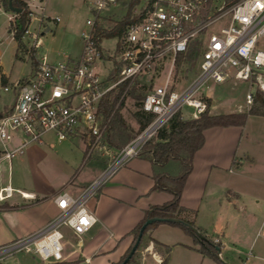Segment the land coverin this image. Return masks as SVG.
Returning a JSON list of instances; mask_svg holds the SVG:
<instances>
[{
	"label": "built area",
	"instance_id": "1",
	"mask_svg": "<svg viewBox=\"0 0 264 264\" xmlns=\"http://www.w3.org/2000/svg\"><path fill=\"white\" fill-rule=\"evenodd\" d=\"M44 1H25L28 23L22 40L29 38L32 44L29 74L9 84L3 83L7 77L0 72V89L12 94L10 106L0 116V163L6 161L9 166L27 147L44 145L47 136L56 142L79 138L87 155L103 151L108 159L105 168L78 195L61 191L54 196L58 214L46 226L0 247V260L32 248L41 263L51 264L64 261L60 228L66 226L75 236L86 234L96 222L87 202L121 167L138 157L145 143L174 116L182 117L183 108L192 110L186 119H197L205 112V100L212 99L209 91H204L209 83L246 85L245 109L252 106L256 91L264 96V0H145L138 13L131 15L132 21L123 27L121 36L110 39L113 45L109 48L103 47L95 20L115 0H100L89 8L93 18L86 20L88 30L80 34L79 56L58 63H50L36 52L40 31L49 21L59 22L57 17L44 15ZM17 15H7V32L12 40L21 29ZM32 22H36L34 32L30 31ZM194 45L197 55L190 68L184 55ZM178 59L188 67L182 70V78L177 76ZM111 74L115 80L109 81ZM188 76L192 77L190 81ZM121 85L124 88L118 101L104 117L103 100ZM140 85L149 88L140 109L153 118L121 150L111 152L103 143L111 117L129 98L130 89ZM48 146L52 148V143ZM14 194L33 198L10 185L0 187V210ZM144 253L161 264L151 246Z\"/></svg>",
	"mask_w": 264,
	"mask_h": 264
},
{
	"label": "crops",
	"instance_id": "2",
	"mask_svg": "<svg viewBox=\"0 0 264 264\" xmlns=\"http://www.w3.org/2000/svg\"><path fill=\"white\" fill-rule=\"evenodd\" d=\"M20 1L25 3L27 0ZM59 7L61 8V6ZM0 8L2 9V5H0ZM51 10V0H45L43 4L44 15L49 19L57 17L60 22V17L50 15L52 14ZM51 22L57 28L59 22L49 21L48 24ZM48 24L40 31V35L51 32ZM61 27H64V25ZM10 40L14 42V40ZM39 43V48H41V39ZM81 46L78 50L72 51L64 58L65 61L76 59L80 54ZM4 81L9 82V78L7 77ZM219 106V103H215L211 108L218 109ZM243 109L247 110L244 106L238 105V109L235 111L219 112L218 114L240 113L244 111ZM259 117L248 116L244 125L240 127H212L204 130L203 146L193 156L192 169L187 176L181 193L180 205L195 212V216L189 217V220H192L195 227L200 229L208 238L217 240L221 245V250H225L231 244V256L237 249L235 243L229 242L228 237L225 235L226 226L229 224L228 214L231 213L233 219L239 220L243 227L245 226V222L252 221L251 217L254 214L250 210H246L248 207L244 203L247 198L254 199L256 206L262 203V211H264V179L255 175L244 174L241 161L236 157L240 143L244 140V150H242L241 155L244 160H250L247 143L250 140L251 142L255 141L252 136L258 133V130L252 126L247 128V125L251 118L257 119ZM260 118L263 117L261 116ZM260 130L264 134V127H261ZM50 143L51 141L46 140L47 145ZM81 143L83 144V142ZM258 143H261V141H258ZM41 146L37 145L33 147ZM34 151L33 148L27 150L26 156L22 154L17 163L21 165L30 163L33 159ZM92 165L93 167H90L87 176L83 180L78 183L71 182L67 189L64 188L67 181L60 188L48 193L42 191L44 189L40 181L36 183L38 189L36 191H23L14 188L10 183L7 184L13 189L28 194L33 198L22 199L18 194H14L19 198L20 202H6L3 209L8 210V212H13L19 207L24 208L27 206L30 209H35L31 216H29V219L26 220L25 226H20L19 229L14 230L10 238L27 236L40 230L53 220L58 214L53 201L54 196L61 191H66L73 196L78 195L84 186L102 171V168L96 167L94 164ZM152 185L150 163L140 157L129 160L108 180L95 198L89 204L87 203V208L93 213L96 222L86 234L76 236L78 237V244L72 258L66 255V249L63 246L64 261L78 259L81 264L117 263L131 246L132 237L128 233L142 219L143 212L150 206L162 205L171 199V195L166 192L151 191ZM39 204H47L46 209L37 210L36 207L40 206ZM256 211L259 210L256 209ZM249 213L252 216L248 215ZM254 225H257V223H254ZM262 225H264V217L261 223H259V229ZM162 227L167 228L164 229ZM163 232L182 233V235H185L184 237H188L181 229L169 224L162 223L154 227L148 234L149 243L147 246L152 247L161 262L163 261L161 258L162 254H165L164 247H168L162 241L161 233ZM152 234L156 236L153 237ZM155 242L157 245H155ZM175 246H183L190 253L188 254V262L184 260L182 264H219L197 252V247L195 245L192 246L189 241L186 243L184 241H177ZM221 250L218 258L223 263L224 259L221 255ZM168 254L169 251L165 256L167 255L168 257ZM250 255L251 252L248 256ZM257 258L262 259L260 256H257ZM143 261L149 264L146 262L145 257ZM150 261L152 264H155L152 260Z\"/></svg>",
	"mask_w": 264,
	"mask_h": 264
},
{
	"label": "rangeland",
	"instance_id": "3",
	"mask_svg": "<svg viewBox=\"0 0 264 264\" xmlns=\"http://www.w3.org/2000/svg\"><path fill=\"white\" fill-rule=\"evenodd\" d=\"M98 1L100 0H51L52 14L50 15L60 17V22L58 23L57 28L53 22L48 24L51 32H46L40 35L41 48L37 49L36 52L39 55L44 54L50 63L65 61L64 58H66L72 51L80 48L82 43L80 34L81 32L88 30V27L85 24L86 20H92L93 18V13L89 8ZM144 2L145 0H137L136 3L132 4L130 7V4L132 3L131 0H115L114 5L108 6L100 13V17L110 18L113 21H120L128 12H130L131 15L138 13L144 5ZM0 5L2 4L0 3ZM59 6H61V8ZM5 11L6 10L2 5V9L0 8V72L9 78V84H11L25 78L29 74L32 67V44L29 38H25L22 40L23 47L20 50H17L16 43L10 40V36L7 32V15H11L12 13ZM62 25H64V27H61ZM35 28L36 22H32L30 24V31L34 32ZM102 45L104 48H109L110 45H113V40L103 39ZM261 47L264 49V40H262ZM178 64L181 72L177 71V76L181 78L183 75L182 70L185 69L187 65L190 68L193 66V64L188 63L187 65H182L181 63ZM105 66L107 67L106 69L109 68V64H106ZM188 71H190V69H188ZM191 78L192 77L188 76V81H190ZM146 81L147 80L145 79L144 82ZM181 81L182 80L180 79L179 82L181 83ZM148 89L149 88L146 87L144 91H147ZM246 90L247 86L244 84L233 86L231 84L218 85L209 83L204 91H209L214 102L213 104L219 103L220 106L218 109L210 108L208 114L215 115L219 112L237 110L238 105H244V94ZM11 100L12 94L3 93L0 89V112H4L5 109L10 106ZM118 111L130 131L129 133L135 135L138 129L133 118V114L136 111L135 100L129 96V98L122 102V106ZM191 111V109L183 108L182 112L184 117L182 116V118L184 120H189L186 119L185 116L190 114ZM260 117L257 119L251 118L247 125V128L252 126L258 130V133L252 136L255 141L251 142L250 140V142L248 141L247 143L250 160H244L241 155L242 150H244V140L240 143L236 157L241 161L244 174L255 175L256 177L264 179V134H262L263 132L260 130L261 127H264V116H262L263 118ZM51 138L52 137L47 136L45 139L51 141L52 148L48 147L45 142L44 145L46 146L33 147L37 145H31L25 149L23 153L25 156L27 150L30 148L35 150L32 161L27 165L17 163L22 155L14 157L10 161L9 166L6 161L1 162L0 187L10 183L14 188L23 191H36L38 190L36 183L37 181H40L44 189L42 191L48 193L49 191L60 188L63 183L67 181V184L64 187L67 189L71 182L78 183L83 180L87 176L90 167H93L92 164L101 168L102 162L108 160L107 155H105L103 151L95 150L91 152L90 155H87V152L83 149L84 145L79 138L61 142H56ZM258 141H261L262 144L258 143ZM91 201L92 199L87 203L89 204ZM6 202L12 203L20 201L16 195H13V198ZM254 202V199L248 198L244 201L248 207L246 210H250V212H253L254 214L253 216L250 213L248 214L252 216V221L245 222L244 227L239 220L233 219L231 213L228 214L229 224L226 226L227 229L225 235L228 237L229 242L235 243L237 250L235 253H232V256L230 252L231 244H229V247L225 250H221L224 264H264V225L259 229V223L263 220L264 211H262V203L256 206ZM239 203H241V201H239ZM46 205L47 204H42L36 207V209H46ZM236 205H238V203H236ZM28 207L29 206L24 208L19 207L13 212H8V210L3 208L0 210V247H5L13 241L24 237L21 236L11 239L10 235L14 230L19 229L20 226H25L26 220H28L29 216L35 211V209H30ZM256 209L259 211H256ZM254 223H257V225H254ZM162 228L165 229L167 227ZM60 233L63 236L61 243L66 249V255L72 258L73 252L77 248L78 237H76L66 226L60 228ZM161 234L162 241H164V244H167L169 248L168 257L167 255L165 256V254H162L161 257L163 260L165 259V264H182L184 260H187L188 262V254H190L188 249L183 246H175V243H177V241H184L185 243L189 241L193 246L192 238L188 235V237H184L185 235H182V233L163 232ZM152 236L154 237L156 235L152 234ZM148 243V237H146L144 239V244L135 252L134 263L132 264H142L144 262L143 257L146 258L147 263L152 264L150 261V255L144 253V249L147 247ZM250 252L251 255L248 256ZM257 256L262 257V259L257 258ZM0 264L43 263L39 261L33 249L30 248L28 251L4 255L0 260Z\"/></svg>",
	"mask_w": 264,
	"mask_h": 264
},
{
	"label": "trees",
	"instance_id": "4",
	"mask_svg": "<svg viewBox=\"0 0 264 264\" xmlns=\"http://www.w3.org/2000/svg\"><path fill=\"white\" fill-rule=\"evenodd\" d=\"M8 1L9 0H0V3L4 6L6 11H8ZM10 1L13 7L23 9L22 12L17 15L21 29L17 30L13 35V40L17 45V50H20L23 47L22 36L24 27L28 23L26 13L24 11L26 5L20 0ZM136 1L137 0H131L132 3L130 4V7L132 4L136 3ZM130 21H132L130 12H128L127 15L120 21H113L110 18L98 17L95 20V31L102 39L119 38L123 27ZM196 55L197 50L194 45L188 50L186 55H184V60L189 64H193V60ZM179 61L180 59H178V63H180ZM112 80H115L114 74H111L109 77V81ZM3 83H6V81H3ZM123 88L124 86L121 85L114 94L109 96V99L107 98L103 100L101 104V114L104 117H107L113 110V107L118 101ZM145 89V85L133 86L128 92L130 98L135 100L136 106L133 118L138 126V129L135 135L141 132L153 118L151 114L145 113L140 109V101L146 93V91H144ZM205 102L207 109L197 119L184 120L180 114H177L170 120L167 127L159 131L153 139L147 141L142 147L138 157L148 161L151 165L153 180L151 191L166 192L171 195V199L162 205L150 206L143 212L142 219L128 233V235L132 237L131 246L124 256L115 264H121L123 262L136 241L141 227L147 220L152 218H172L179 220V223L165 224L178 227L186 235L190 236L193 240V245L197 247V252L201 255L208 257L216 263L223 264L218 258L221 250L220 243H214L200 229L195 227L192 220H189V217L195 216V212L180 205L181 193L187 176L192 169L193 156L203 146V131L212 127H240L244 125L248 116H264V96L260 92L256 91L254 93L252 106L240 113L209 115L208 111L213 105V100L208 99L205 100ZM121 106L122 103L113 113L103 140L104 145H106L109 150L115 152L121 150L135 137V135H131L129 133L130 131L118 111ZM107 162L108 160L102 162V170L107 165ZM159 224L162 223H152L151 225L146 226L142 232V237L136 251L144 244V239L148 237L149 232ZM155 245H157L156 242ZM168 251L169 248L164 247L165 254H167ZM134 257L135 253L127 264L134 263ZM79 263L80 260L77 259L51 264ZM165 263L166 261L164 259L161 264Z\"/></svg>",
	"mask_w": 264,
	"mask_h": 264
},
{
	"label": "water",
	"instance_id": "5",
	"mask_svg": "<svg viewBox=\"0 0 264 264\" xmlns=\"http://www.w3.org/2000/svg\"><path fill=\"white\" fill-rule=\"evenodd\" d=\"M8 11L11 13H15V14H20L22 9L20 8H15L11 5V1H8ZM152 223H179V220L177 219H172V218H167V219H149L145 222V224L141 227L140 233L138 234V237L136 239V241L134 242L133 246L131 247L130 251L128 252L126 258L123 260V262L121 264H127V262L130 260V258H132V256L134 255V253L136 252V249L139 245V242L141 240L142 237V232L144 231V229L146 228V226L151 225Z\"/></svg>",
	"mask_w": 264,
	"mask_h": 264
}]
</instances>
